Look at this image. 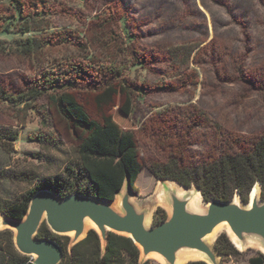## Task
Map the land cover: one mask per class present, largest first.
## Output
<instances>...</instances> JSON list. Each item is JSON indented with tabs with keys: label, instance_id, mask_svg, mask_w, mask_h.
<instances>
[{
	"label": "rangeland",
	"instance_id": "1",
	"mask_svg": "<svg viewBox=\"0 0 264 264\" xmlns=\"http://www.w3.org/2000/svg\"><path fill=\"white\" fill-rule=\"evenodd\" d=\"M29 17L39 31L21 34ZM29 35L42 49L19 56L15 48ZM184 46L193 49L186 67L169 53ZM111 62L126 68L122 78L137 94L130 116L119 111L121 97L105 112L135 134L142 169L132 203L151 212L152 227L157 209H166L155 198L160 181L149 163L190 170L264 135V0H0V90L18 94L60 65H81L89 73L69 91L100 120L94 95L110 78L86 65ZM35 105L0 103V135L17 131L12 144L0 146V206L76 161L81 133L45 98ZM195 207L206 208L200 196ZM257 252L248 248L221 264H247Z\"/></svg>",
	"mask_w": 264,
	"mask_h": 264
},
{
	"label": "trees",
	"instance_id": "2",
	"mask_svg": "<svg viewBox=\"0 0 264 264\" xmlns=\"http://www.w3.org/2000/svg\"><path fill=\"white\" fill-rule=\"evenodd\" d=\"M21 18V16H20ZM21 34H29L37 30L33 26L35 20L31 17L24 19ZM42 44L38 39L27 36L16 46L19 56H31L41 51ZM193 49L175 47L169 52L172 57L182 59L181 65H189ZM91 62V60L89 61ZM108 66L86 65L105 76H109L104 87L96 90L94 102L100 113V120L92 119L84 107L69 89L75 88L78 80L89 73L81 65L57 67L50 71L48 77L33 82L25 91L10 94L0 90V103H8L13 107L21 106L36 109V102L45 98L57 115L63 119L78 136L79 145L76 148V161L67 164L62 175L44 179L36 183L19 200L0 206V214L8 218L20 220L27 211L32 196L39 190H50L56 196L64 198L74 192L85 196L113 201L116 193L122 188L126 176L129 177L132 188L142 169L138 159V148L135 134L123 131L113 121L105 109L111 106L116 97L123 99L119 107L122 115L132 114L135 100L134 90L130 88L123 76L125 67L108 63ZM62 70V71H61ZM118 81L119 83H115ZM17 138V131L13 135H0V146H9ZM149 169L157 180H171L185 188L192 184L201 194L205 204L212 200L229 202L238 193L244 204L248 203L249 195L256 183L259 184L260 198L264 201V135L251 142L238 152H225L216 160L195 167L190 170H180L173 162L149 163ZM68 189V191H66ZM166 213L157 209L154 215V225L163 221ZM0 264H29L27 256L20 255L13 245V234L9 230L0 231ZM40 239H52L57 242L64 252L60 264H140L139 250L131 239L113 233L108 236L105 251H102L100 240L95 231L90 230L87 236L68 251V237L51 233L43 223L37 233ZM216 251L223 258H235L242 254L231 243L225 233H221L214 242ZM142 264H149L146 261ZM187 264H205L204 262H190ZM247 264H264V256L257 252L250 257Z\"/></svg>",
	"mask_w": 264,
	"mask_h": 264
},
{
	"label": "water",
	"instance_id": "3",
	"mask_svg": "<svg viewBox=\"0 0 264 264\" xmlns=\"http://www.w3.org/2000/svg\"><path fill=\"white\" fill-rule=\"evenodd\" d=\"M159 181L161 203L158 205L165 207L166 218L152 227L148 223L149 217L150 220L153 217L151 212L139 210L132 203L135 191L126 176L113 201L77 192L60 198L50 190H39L30 199L22 219L0 214V231L12 232L15 250L29 257L30 264H60L64 257L57 242L37 237L43 223L54 235L69 238V252L90 230L98 235L102 251L110 233L129 238L139 250L140 264L149 260L178 264L188 254L200 256L197 260L205 264H221V255L214 247L216 239L211 244L209 240L222 228L239 252L256 248L264 256V201L258 183L252 188L247 204L235 193L229 202L212 200L200 210L191 207L196 195L201 197L196 187L195 191L183 187V194L179 195L165 184L168 180ZM88 225L92 228L87 229Z\"/></svg>",
	"mask_w": 264,
	"mask_h": 264
},
{
	"label": "bare ground",
	"instance_id": "4",
	"mask_svg": "<svg viewBox=\"0 0 264 264\" xmlns=\"http://www.w3.org/2000/svg\"><path fill=\"white\" fill-rule=\"evenodd\" d=\"M165 184L168 185L169 187H171L172 189H176L179 195H182L183 194V191L181 189L176 188V185L174 184V182H168V181H166ZM160 191H161V184H159V186H158V196L156 197L159 202H161V194H160ZM198 200H199V195H196V197L194 198V200L192 201V204H191V207L192 208L197 209L195 207V205L198 202ZM90 228H92V225H88L87 229H90ZM218 232H219V229L211 236V238L209 240L210 244L215 239V237H216V235H217ZM232 241H233V239H232ZM195 256L196 255H193V254L184 255V256H182L180 258L178 264H182V263H184V262H186V261L194 258Z\"/></svg>",
	"mask_w": 264,
	"mask_h": 264
},
{
	"label": "crops",
	"instance_id": "5",
	"mask_svg": "<svg viewBox=\"0 0 264 264\" xmlns=\"http://www.w3.org/2000/svg\"><path fill=\"white\" fill-rule=\"evenodd\" d=\"M231 263H233L232 261H231ZM149 264H159L157 261H154V260H149Z\"/></svg>",
	"mask_w": 264,
	"mask_h": 264
}]
</instances>
